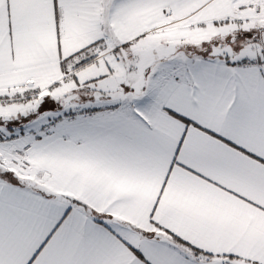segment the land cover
Listing matches in <instances>:
<instances>
[{
	"label": "snow or ice",
	"instance_id": "snow-or-ice-1",
	"mask_svg": "<svg viewBox=\"0 0 264 264\" xmlns=\"http://www.w3.org/2000/svg\"><path fill=\"white\" fill-rule=\"evenodd\" d=\"M0 264H264V0H0Z\"/></svg>",
	"mask_w": 264,
	"mask_h": 264
}]
</instances>
